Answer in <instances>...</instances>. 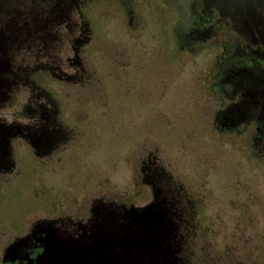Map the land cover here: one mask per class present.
<instances>
[{
  "label": "rangeland",
  "instance_id": "374dc122",
  "mask_svg": "<svg viewBox=\"0 0 264 264\" xmlns=\"http://www.w3.org/2000/svg\"><path fill=\"white\" fill-rule=\"evenodd\" d=\"M148 2L133 0L126 7L123 0H0V139L29 125L38 132L36 152L25 141H12L9 149L0 144V159L9 150L17 161L0 175V264L14 240L43 222L68 218L86 225L99 219L107 231L113 213L150 199L134 187L140 179L132 170L154 148L136 147L147 129L143 118L151 112L146 100L154 97L147 67L154 57L139 55V47L173 36L174 18L164 20L163 10L171 9L163 0ZM207 7L218 8L242 30L264 25V0H208ZM233 61L222 70L225 86L243 73L245 58ZM157 68L158 74L165 70L163 64ZM189 94L173 91L170 126L161 125L153 135L169 151L179 146L171 155L163 152L177 159L174 175L180 185L195 188L201 206L180 210L179 244L159 259L264 264V146L253 143V129L244 137L219 132L216 123L227 101L218 96L211 97V124L205 129L196 107L185 103ZM53 122L73 128L77 144L59 151L49 145ZM52 151L56 156L49 159ZM27 157L35 161L33 171ZM122 222L116 220L117 232Z\"/></svg>",
  "mask_w": 264,
  "mask_h": 264
},
{
  "label": "flooded vegetation",
  "instance_id": "af4514ba",
  "mask_svg": "<svg viewBox=\"0 0 264 264\" xmlns=\"http://www.w3.org/2000/svg\"><path fill=\"white\" fill-rule=\"evenodd\" d=\"M123 1L126 7L133 2ZM207 1L163 0L166 7L171 9L163 10L164 20L174 18L173 36L166 35L158 46L149 48L146 41L139 47V55L152 54L154 57L147 66L150 72L148 87L154 97L146 100L151 112L143 118L147 129L141 132L145 134L144 139L136 147L141 152L149 144L154 148L137 165H132L131 157H128V162L140 179L134 187L143 189L150 199L138 207L127 208L124 205L118 215L113 213L107 231L101 229L99 219H93L86 225L68 218L43 222L28 236L14 240L7 247L4 264H162L159 259L161 254L175 252L180 241L177 230L180 220H184L180 210H196L201 206V198L195 196V188L180 185L179 177L174 175L177 159L165 157L163 152L171 155L173 151L178 152L179 146L177 150L169 151L165 148L167 146L154 138L161 125H165L166 129L170 126L172 116L169 117L168 100L176 89L190 92L185 103L196 107L205 120V129L210 128L211 124V97L225 99L227 106L219 113V122L216 123L219 132L244 137L247 130L253 129V143L264 146V25L257 27L251 24L250 28L242 30L218 8L208 9ZM184 14L187 25L182 29ZM135 51L136 48L133 56L137 57ZM164 54L166 57L162 59ZM239 57L245 58L243 73L232 80L231 87L223 85V68L228 61L234 62ZM162 64L165 70L158 74L157 67ZM34 113L35 110L27 112L30 117ZM43 129L46 132L47 125ZM72 130L62 122H53L48 144L57 151L71 147V142H76ZM11 132L4 133L0 144L5 143L9 149L12 141H25L36 152L38 132L36 134L35 128L29 125L26 130L20 128L15 131L13 128ZM151 136L153 139H149ZM135 145L130 146V149ZM7 151L1 154L3 164L0 167L3 169H0V175L8 173L17 165L13 155ZM57 151L53 152L54 155L50 153L49 159H54ZM129 156L132 154L129 153ZM30 157L27 160L33 171L35 161ZM164 158L170 160V165L165 164ZM128 188H131L130 184ZM116 220L123 221L122 225L119 224L118 232ZM133 226L136 232L131 234Z\"/></svg>",
  "mask_w": 264,
  "mask_h": 264
},
{
  "label": "trees",
  "instance_id": "16d2710c",
  "mask_svg": "<svg viewBox=\"0 0 264 264\" xmlns=\"http://www.w3.org/2000/svg\"><path fill=\"white\" fill-rule=\"evenodd\" d=\"M162 264H165V263L162 262Z\"/></svg>",
  "mask_w": 264,
  "mask_h": 264
}]
</instances>
